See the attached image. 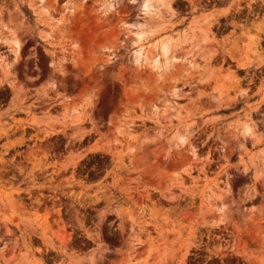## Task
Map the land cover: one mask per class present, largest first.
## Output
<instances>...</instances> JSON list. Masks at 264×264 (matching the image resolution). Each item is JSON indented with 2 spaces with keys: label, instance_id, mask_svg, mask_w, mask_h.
Masks as SVG:
<instances>
[{
  "label": "rangeland",
  "instance_id": "374dc122",
  "mask_svg": "<svg viewBox=\"0 0 264 264\" xmlns=\"http://www.w3.org/2000/svg\"><path fill=\"white\" fill-rule=\"evenodd\" d=\"M0 264H264V0H0Z\"/></svg>",
  "mask_w": 264,
  "mask_h": 264
},
{
  "label": "bare ground",
  "instance_id": "6f19581e",
  "mask_svg": "<svg viewBox=\"0 0 264 264\" xmlns=\"http://www.w3.org/2000/svg\"><path fill=\"white\" fill-rule=\"evenodd\" d=\"M160 2V0H158ZM152 2V1H151ZM156 2V1H155ZM153 3V2H152ZM158 3V2H157ZM159 4V3H158ZM146 5H149L148 2L146 3ZM145 5V6H146ZM155 7V5H154ZM13 41H14V45H15V48L17 49L19 47V42H18V39L17 38H13Z\"/></svg>",
  "mask_w": 264,
  "mask_h": 264
}]
</instances>
